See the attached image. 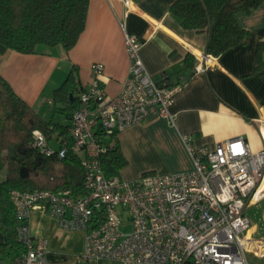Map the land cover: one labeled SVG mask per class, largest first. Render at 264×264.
<instances>
[{
    "label": "built area",
    "instance_id": "built-area-1",
    "mask_svg": "<svg viewBox=\"0 0 264 264\" xmlns=\"http://www.w3.org/2000/svg\"><path fill=\"white\" fill-rule=\"evenodd\" d=\"M125 44L129 71L120 91L106 92L101 84L104 64L95 61L92 79L71 115L69 132L85 171L86 192L11 189L24 250L0 264H48L47 239L34 237L30 230L31 211L38 205L56 216L62 228L85 231V258L107 257L122 264H252L246 208L264 195V149H253L244 136L210 147L196 146L191 135L183 134L194 165L188 170L148 172L133 179L105 174L102 156L110 147L106 134L141 121L152 104L175 123L170 107L186 84L184 79L171 82L167 71L159 80L153 77L142 59L138 35L127 33ZM33 137L46 154L67 152L64 143L53 147L41 129H34ZM259 243L254 249L264 242Z\"/></svg>",
    "mask_w": 264,
    "mask_h": 264
},
{
    "label": "crops",
    "instance_id": "crops-1",
    "mask_svg": "<svg viewBox=\"0 0 264 264\" xmlns=\"http://www.w3.org/2000/svg\"><path fill=\"white\" fill-rule=\"evenodd\" d=\"M174 1L90 0L86 27L71 49L62 45H42L36 53L7 49L0 53V73L37 111L50 117L54 90L73 66L79 85L85 87L92 79L91 64L102 62V86L110 95L118 93L129 71L125 37L136 34L142 40V59L153 77L159 80L162 71H167L171 82L184 79L186 84L170 107L175 123L152 104L141 121L117 134L128 159L121 170L123 178L133 179L147 170L191 169L193 160L183 134L191 135L196 146L210 147L241 135L253 149H264V69L255 71L256 47L264 41V0L257 8L237 14L249 34L218 55L206 52L207 30L184 27L172 13ZM188 54L193 57L191 68L184 66ZM59 115L54 112V119L61 120ZM246 212L248 236L257 238L254 249L264 242V195L256 196ZM30 230L34 237L47 239L48 264H122L107 257L85 258V231L62 228L42 205L31 211ZM4 239L0 231V241ZM248 259L252 264L264 263L262 254L249 252Z\"/></svg>",
    "mask_w": 264,
    "mask_h": 264
},
{
    "label": "trees",
    "instance_id": "trees-1",
    "mask_svg": "<svg viewBox=\"0 0 264 264\" xmlns=\"http://www.w3.org/2000/svg\"><path fill=\"white\" fill-rule=\"evenodd\" d=\"M263 0H175L172 13L184 27L207 30L206 52L218 55L244 41L249 30L237 14L257 8ZM90 0H0V53L14 49L36 53L39 46L62 45L71 49L86 27ZM255 71L264 69V41L256 47ZM186 68L193 66L187 55ZM76 66L54 90V112L67 121L43 116L20 96L0 73V262L12 261L24 250L18 238V218L10 190L34 187L52 190L70 189L75 195L86 192L85 171L79 154L72 147L69 132L71 115L80 104L81 87ZM41 129L49 140L64 143L67 152L46 154L34 145L33 130ZM102 156L107 176H121L128 164L117 134ZM61 145V144H60ZM154 172L147 170L143 173Z\"/></svg>",
    "mask_w": 264,
    "mask_h": 264
},
{
    "label": "bare ground",
    "instance_id": "bare-ground-1",
    "mask_svg": "<svg viewBox=\"0 0 264 264\" xmlns=\"http://www.w3.org/2000/svg\"><path fill=\"white\" fill-rule=\"evenodd\" d=\"M248 238H252L251 241H255V239L257 238H254L252 236H248ZM249 252H252L254 254H256L257 256H260L261 254L264 253V245H260V247L256 248V249H253L252 246H249L248 249H247V254H249Z\"/></svg>",
    "mask_w": 264,
    "mask_h": 264
},
{
    "label": "rangeland",
    "instance_id": "rangeland-1",
    "mask_svg": "<svg viewBox=\"0 0 264 264\" xmlns=\"http://www.w3.org/2000/svg\"><path fill=\"white\" fill-rule=\"evenodd\" d=\"M58 118L61 119L62 121H65L66 120L61 115H59ZM105 137H106V140L109 141L111 139L112 135L108 133V134H106ZM52 146L57 148L58 147V143L55 142V141H53L52 142ZM123 228L126 229V230L129 229V227H127V226H123Z\"/></svg>",
    "mask_w": 264,
    "mask_h": 264
}]
</instances>
